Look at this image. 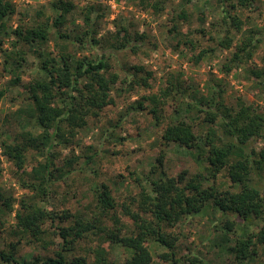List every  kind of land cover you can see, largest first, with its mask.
<instances>
[{"label":"trees","instance_id":"16d2710c","mask_svg":"<svg viewBox=\"0 0 264 264\" xmlns=\"http://www.w3.org/2000/svg\"><path fill=\"white\" fill-rule=\"evenodd\" d=\"M191 1L187 0L185 6ZM225 1L228 2L222 0ZM141 2L146 4L148 0ZM185 6H182L177 14L178 21L188 19ZM52 8L56 11L52 27L56 30L60 42L54 44L58 50L59 63L44 57L41 52L42 46L49 42L48 28L38 25L27 30L17 28L11 33L7 32L5 24L15 11L9 0H0V40L3 36L11 38L13 48L10 51H3L1 55L5 72L12 77L10 85L17 86L21 74L26 69L27 60L24 56L27 52L18 50L19 43L22 44V49L28 47L36 51L37 71L35 78L25 90L24 100L28 104L13 115L19 120L26 121L30 130L17 136L12 135L0 142L2 150L0 176L2 156L14 163L18 170L25 167V155L31 149L36 150L44 158L43 163H37L29 173H24L26 180L31 182L23 183V186L34 191L36 195L35 198L30 197L28 202L20 203L14 227L15 235L20 238L16 243L9 245L8 251L0 250V264H88L84 257L71 258L70 253L79 242L93 241L99 236H105L110 242H116L131 251V256L125 264H152L153 256L148 248L149 244L166 248L167 252L160 254L159 258L163 262L177 264L175 246L178 238L166 233L165 229L174 227L182 218L198 214L207 207H213L219 212L222 221L225 219L224 228L227 231H233L235 227L231 216L243 220L251 217L262 218L258 199L260 184L264 183L262 175L264 146L256 151L254 145L262 136L264 118L253 112L249 106L241 105L236 110L226 107L223 101L224 90L221 88L216 91L212 88L208 99L205 97L196 100L191 96L190 86H183L182 83L170 84L174 92H171V95L175 105L177 104L173 109L177 119L165 126L160 146L166 149L174 145L185 151L203 152L208 174L213 179L233 159L234 163L229 165L228 177L239 187L237 192L219 191L214 186L206 188L202 184L204 177L201 174L186 182L181 176L177 179L173 177L142 179L137 173H133L136 176L134 180L139 184L140 193L137 197L131 198L130 203L124 202L120 206L121 214L129 218L134 225V233L128 235H122L124 225L115 212L117 208L115 199L109 187L104 184L96 194L95 211L89 219L74 218L69 211L54 214L42 208L39 201L43 202L54 194L52 189L56 183L65 182L74 172L85 171L84 166L89 165L96 156L95 154L86 156L77 170L74 166L82 159L80 156L73 157L66 161L64 166L56 168L53 161L54 150L59 146L67 147L72 144L78 130L87 128L91 119H97L105 108L115 104L111 93L119 82L151 90L150 80L153 79V72L140 66L130 67L124 79H120L117 73L112 72L111 61L118 53L130 52L137 55L141 52L145 45L143 33L132 31L125 25H117L119 36L105 41V38L99 37L100 15L92 17V13L97 11L94 6L77 12L72 4L57 1L52 3ZM153 8L161 10L159 2L155 3ZM70 14H76V17L68 20ZM77 20L81 21V24L75 23ZM220 20L226 25L230 22L229 26L234 31H241L239 19L232 16L224 6L220 12ZM69 22H73L71 33H63L61 29ZM169 32L174 36L181 35L175 23ZM201 32L204 33L203 30ZM259 42L261 37L251 32L243 39L241 46L236 47L228 63L223 65L222 71L229 74L234 66L251 60ZM218 45L223 49L232 46L228 28ZM87 49L94 54L87 56L80 53ZM201 53L204 54L205 51ZM260 63L261 66L249 70L248 75L249 80L255 79L264 87V57L260 59ZM5 94L6 91L1 89L0 101ZM168 98L164 94L144 95L131 109L137 112L147 111L158 125L163 118V107L169 103ZM182 102L185 103V108H179ZM184 109L187 113L182 117ZM189 115H195L196 119H190ZM200 125L203 126V130L198 132L197 127ZM31 130H39L41 133L34 136ZM1 135L5 136V133ZM10 138L12 141L8 142ZM163 158L164 153L157 159L160 167ZM26 180L21 177L22 182ZM12 202L11 198L3 196L0 192V217L12 213ZM133 204H136V209H133ZM111 212L114 228L109 231L102 218L109 216ZM68 221L70 222L67 226L55 225L56 222ZM262 222V226L256 232L245 239H237L234 246L229 249L238 261L249 259L256 254L258 246H264V218ZM47 235L55 236L61 241L59 250L53 257L33 260H20L16 257L17 245L21 240L31 238L43 241ZM104 254L103 248L99 247L96 252L97 264H107ZM187 259L190 264H205L193 255H188Z\"/></svg>","mask_w":264,"mask_h":264},{"label":"rangeland","instance_id":"374dc122","mask_svg":"<svg viewBox=\"0 0 264 264\" xmlns=\"http://www.w3.org/2000/svg\"><path fill=\"white\" fill-rule=\"evenodd\" d=\"M9 1L15 12L5 24L7 32L11 33L17 28L27 30L38 25L48 28L49 42L42 46L41 52L44 57H49L55 63H59L60 60L54 44L60 42L56 30L52 27L53 19L56 17L52 3L63 1L72 4L77 12L94 6L97 11L92 13V17L100 15L99 37L105 38V41L113 40L112 37L118 35L117 25H125L130 30L145 35V45L141 52L137 55L121 52L111 61L112 72L117 73L120 79H124L128 69L133 66L144 67L153 72V79L150 80L151 90L119 82L111 93L115 104L105 108L97 119H91L87 128L78 130L72 139V144L67 147L59 146L54 150L53 161L56 168L64 166V163L73 157L80 156L82 159L74 166L77 170L86 156L94 154L96 156L89 165L84 166L85 171L74 172L65 182L56 183L52 189L54 194L43 202L39 201L42 208L54 214L69 211L74 218L89 219L95 211L96 194L104 184L109 187L115 199L117 205L115 212L124 225L122 235H128L134 233V225L129 218L121 214L120 206L124 202L130 203L131 198L137 197L140 193L139 184L134 180L136 176L133 173H137L142 179L144 177L177 179L181 176L186 182L195 175L201 174L204 177L202 184L206 188L214 186L219 191H238L239 187L228 177L229 165L234 163L233 159L213 179L208 174V165L204 160L203 152L185 151L174 145L164 149L160 146V139L165 126L177 119L173 112L177 104L175 105L171 95V92L174 93L171 90V83L190 86L191 96L196 100L205 97L208 99L212 88L215 91L221 88L224 90L223 101L226 107L236 110L241 105L249 106L253 112L264 118V87L255 79L249 80L248 75L249 70L261 66L260 59L264 57V0H228V2L192 0L186 6L187 0H148L146 4L141 0ZM158 2L161 10L153 8ZM182 6H185L187 12L186 21L176 19ZM223 6L232 16L239 19L241 31H234L229 26L230 22L226 25L220 20ZM75 17L76 14H70L68 20ZM75 23L81 24V21L77 20ZM174 23L181 33L179 36L169 32ZM227 28L230 31L232 46L223 49L218 43ZM72 29L73 22H69L61 31L71 33ZM202 30L204 33L201 32ZM251 32L261 37L254 56L251 60L244 61V64L234 66L229 74H225L222 71L223 65L228 63L236 47L241 46L243 39ZM11 43V38L7 36H3L0 40V90L6 91L5 97L0 101V142L7 137L17 136L30 130L26 121L19 120L13 115L28 104L24 100L25 90L37 73L36 51L28 47L22 49V44L19 43L18 50L27 52L24 56L27 60L26 69L21 74L17 86L10 85L12 77L5 72L1 55L3 51L13 49ZM202 51L205 53L202 54ZM80 53L87 56L94 54L89 49ZM149 94H164L169 97V103L163 107V118L158 125L147 111L137 112L131 109L136 101ZM182 103L179 108L186 107L185 103ZM186 113L187 110L184 109L182 117ZM189 118L196 119L195 115H189ZM197 128L198 132L203 130L201 125ZM31 132L34 136L41 133L39 130H31ZM2 133H5V136H2ZM11 141L12 138L8 142ZM263 146L264 129L254 147L259 151ZM1 152L0 148V155ZM163 153V164L160 167L157 159ZM25 157V167L22 170H18L14 163L1 157L0 192L13 201L12 213L0 217V250L3 251H8L9 245L16 243L20 238L14 233L15 215L19 211L20 203L28 202L30 197L35 198L36 195L34 191L23 186V183L31 182L26 180L24 173H29L32 167L44 161V158L33 149L26 153ZM262 175L264 176V171ZM21 177L26 182H22ZM260 188L258 207L262 210V218L251 217L243 220L231 216L230 219L235 224L233 231L224 228L225 219L222 221L219 212L213 207L186 216L174 227L166 228V233L178 238L175 246L177 264H190L188 255L198 257L205 264L264 263V246H258L256 254L247 260L238 261L229 251L237 239H245L262 226L264 183L260 184ZM133 209H136V204H133ZM108 215L102 220L111 231L114 228L110 217L113 212ZM69 222H56L55 225L67 226ZM50 230L53 231L51 228ZM43 239V241L31 238L21 240L17 245L16 257L20 260L53 257L58 252L61 241L52 235H47ZM99 247L105 251L107 264H125L131 256V251L116 242H110L105 236H99L93 241L79 242L70 253V257H84L88 264H97L96 252ZM148 248L153 256L152 264H171L159 258L160 254L167 252L166 248L155 244H149Z\"/></svg>","mask_w":264,"mask_h":264}]
</instances>
